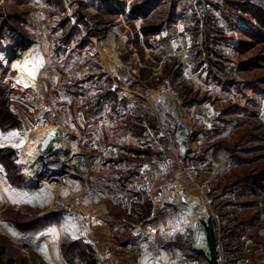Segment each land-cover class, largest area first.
<instances>
[{
    "label": "rangeland",
    "instance_id": "374dc122",
    "mask_svg": "<svg viewBox=\"0 0 264 264\" xmlns=\"http://www.w3.org/2000/svg\"><path fill=\"white\" fill-rule=\"evenodd\" d=\"M143 1L0 0V84L21 128L0 130V264H68L62 245L76 241L101 264H206L186 242L181 197L216 230L219 264L263 263L264 29L241 8L264 11V0H161L146 20L131 13ZM171 19L148 45L143 28ZM15 33L35 50L31 61L43 57L35 78L23 66L37 89L6 65ZM175 109L187 156L173 137ZM54 127L77 153L42 154L30 186L24 151ZM65 176L54 191L49 181ZM10 192L38 199L12 204Z\"/></svg>",
    "mask_w": 264,
    "mask_h": 264
},
{
    "label": "trees",
    "instance_id": "16d2710c",
    "mask_svg": "<svg viewBox=\"0 0 264 264\" xmlns=\"http://www.w3.org/2000/svg\"><path fill=\"white\" fill-rule=\"evenodd\" d=\"M161 0H145L139 5H133L131 7V13L135 16L142 17L143 19H148L151 14H153L155 11H157L158 8L162 4ZM165 4V2H164ZM232 6L239 7L238 10H240V6L235 5L232 3ZM237 9V8H236ZM174 8L172 7V11ZM241 11H246L249 17H251L253 20L256 21L257 25L262 27L264 29V11L258 7H253L251 9H248L246 7L241 8ZM169 18V17H168ZM167 18V19H168ZM173 24V20L171 19L168 23H160L155 28L150 27H144L143 28V35H145V41L150 45L151 39H153L156 35L161 33L163 30L168 29L170 25ZM7 24L3 23V28H0V34L2 33V29H5ZM259 29L253 30L255 33L259 32ZM260 32L261 29H260ZM204 43V41H202ZM201 55V54H200ZM205 55V54H204ZM0 99H2L3 105L0 107V130L1 131H9V130H19L21 129L20 122L16 118L17 116L11 112V107L8 99V92L4 90L2 85L0 84ZM4 101V102H3ZM8 118V119H7ZM9 119H14V122H18L16 126L10 125ZM259 184V183H257ZM63 248V257L65 261L68 262V264H101L100 261L97 259V256L94 252V250L91 248V246L86 245L83 241H76L72 242L70 246L62 245Z\"/></svg>",
    "mask_w": 264,
    "mask_h": 264
},
{
    "label": "bare ground",
    "instance_id": "6f19581e",
    "mask_svg": "<svg viewBox=\"0 0 264 264\" xmlns=\"http://www.w3.org/2000/svg\"><path fill=\"white\" fill-rule=\"evenodd\" d=\"M110 36H111V34H110ZM9 39H10V41L8 44V53L13 54L14 58L11 60L8 59L6 65L8 67L15 69L16 71H19V75L16 76V78H15V81L17 83H19L20 85H24L26 87H29V88L37 89V87H39L40 84L35 83V81L28 75V73H26V71L23 68V66L28 61L34 60V57L36 56L35 50L33 49V47L31 48L30 45L27 47V42L24 41V39H20V37L16 33L13 36H11ZM110 39H111L110 40L111 42H114V40H115V38H112V36ZM117 44H119V40L117 41ZM115 46H116V43L114 44V50L113 51L116 50ZM115 52H116L115 56H116L117 60L119 62H122L120 57L118 56L117 51H115ZM161 99L166 101L165 97H163V96L161 97ZM175 112H177L176 109H175ZM51 129H53V128H47V130L45 131L44 134H46ZM62 142H63V149L60 152L66 153V152L70 151L69 149H71V150H73L71 153V156H73L77 153L75 142H73V141L64 142L63 140H62ZM189 147H190V144H189ZM41 155H42V153L40 152V146L35 148L33 151H30V152L24 151V154L22 157L23 158L22 165L24 168L25 176H26V182L30 186H35L38 183L39 176H38V173L36 172V169L38 166V161L41 160V159H39V157H41ZM226 158H227V154H223V156L220 158V160L224 161ZM49 185H50V187H52V189L54 191L55 190L57 191V190L62 189L66 184L62 180H60V181L57 180L55 182L49 181ZM184 208L187 210V212L184 214V219H185V222H187L188 224L191 223V221L194 218H203L206 220V214L204 212L201 213L197 208L192 207V206L189 208L187 205H185ZM176 225H178V224H176ZM176 225H172V226L175 227ZM180 227H181V225H180ZM171 229H173V228H171ZM186 242L189 243V246H190L191 238H188L186 240ZM187 246H188V244H187ZM151 264H155V263L152 262Z\"/></svg>",
    "mask_w": 264,
    "mask_h": 264
},
{
    "label": "water",
    "instance_id": "95a60500",
    "mask_svg": "<svg viewBox=\"0 0 264 264\" xmlns=\"http://www.w3.org/2000/svg\"><path fill=\"white\" fill-rule=\"evenodd\" d=\"M170 119L175 123L173 137L179 153L183 156L189 155V129L181 121L179 115L174 111L169 113ZM62 130L54 127L44 134L41 140L40 152L44 155H54L63 149ZM182 198V203L187 204V200ZM188 233L191 238L190 248L198 256L202 257L206 264H219L220 257L218 253V242L216 230L210 226L208 220L203 218H194L188 227Z\"/></svg>",
    "mask_w": 264,
    "mask_h": 264
},
{
    "label": "snow or ice",
    "instance_id": "6c2138e0",
    "mask_svg": "<svg viewBox=\"0 0 264 264\" xmlns=\"http://www.w3.org/2000/svg\"><path fill=\"white\" fill-rule=\"evenodd\" d=\"M30 64H32L33 66L29 69V74L31 76H33V78H35V76L37 75V73L39 72V70L44 66V60L43 57L37 55V58L35 61H29ZM20 136L19 132H9L7 134V139H15L18 138ZM21 143H23V140L21 141ZM15 147H18L19 145H14ZM0 199H2V197H0ZM8 199L12 204H21V203H33L34 200L38 199L37 197H29L27 193H20V192H10L8 194ZM87 203V201H85ZM43 206V205H41ZM65 231H67V229H65ZM13 235H16L13 232ZM51 235L53 236L54 239L58 238V234L56 233L55 229L52 231ZM75 235L73 234V239H75ZM38 250L41 252L42 255H44V257L46 259H48V251L47 248H38ZM146 253H147V249H146Z\"/></svg>",
    "mask_w": 264,
    "mask_h": 264
},
{
    "label": "built area",
    "instance_id": "2783aa9c",
    "mask_svg": "<svg viewBox=\"0 0 264 264\" xmlns=\"http://www.w3.org/2000/svg\"><path fill=\"white\" fill-rule=\"evenodd\" d=\"M182 40H183V38H176L173 41V46H174L175 52L178 55H183L184 54V50L185 49H183V47H182ZM133 82L134 81L132 79H127V80L124 81V84H125V86H132ZM60 180H62L64 183H68V181H70L68 176H65L64 178H61ZM148 188H149V186L147 184L145 186V189H148ZM261 264H264V261Z\"/></svg>",
    "mask_w": 264,
    "mask_h": 264
},
{
    "label": "crops",
    "instance_id": "0c3cea01",
    "mask_svg": "<svg viewBox=\"0 0 264 264\" xmlns=\"http://www.w3.org/2000/svg\"><path fill=\"white\" fill-rule=\"evenodd\" d=\"M81 158H83V157H81ZM83 165H84V163H83ZM151 221H152V220H151ZM151 221H150V222H151ZM141 230H142L143 233L145 232L143 229H141ZM142 238H143V237L140 236L138 239H142ZM140 243H142V240H141ZM142 246H143V245H142Z\"/></svg>",
    "mask_w": 264,
    "mask_h": 264
}]
</instances>
